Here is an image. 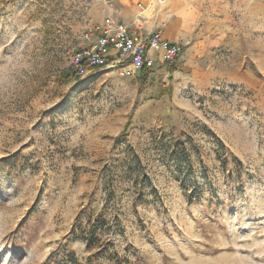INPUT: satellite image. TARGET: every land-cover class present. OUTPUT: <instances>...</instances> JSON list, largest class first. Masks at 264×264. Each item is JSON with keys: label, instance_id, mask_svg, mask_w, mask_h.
Here are the masks:
<instances>
[{"label": "rangeland", "instance_id": "rangeland-1", "mask_svg": "<svg viewBox=\"0 0 264 264\" xmlns=\"http://www.w3.org/2000/svg\"><path fill=\"white\" fill-rule=\"evenodd\" d=\"M153 3L181 58L81 78L110 2L0 0V264H264V0Z\"/></svg>", "mask_w": 264, "mask_h": 264}, {"label": "built area", "instance_id": "built-area-1", "mask_svg": "<svg viewBox=\"0 0 264 264\" xmlns=\"http://www.w3.org/2000/svg\"><path fill=\"white\" fill-rule=\"evenodd\" d=\"M84 41L86 44L70 60L74 75L81 78L102 69L113 70L119 76H151L163 63L175 64L185 51L183 43L169 40L161 29L148 32L113 15L90 25Z\"/></svg>", "mask_w": 264, "mask_h": 264}, {"label": "crops", "instance_id": "crops-1", "mask_svg": "<svg viewBox=\"0 0 264 264\" xmlns=\"http://www.w3.org/2000/svg\"><path fill=\"white\" fill-rule=\"evenodd\" d=\"M138 1H141V0H119V1L112 2L111 4H101L102 13H99L98 15H100L103 18L108 15H113L115 18L125 22L126 24L132 27L139 26L143 30L148 31V32L153 31L155 29H161L163 31L164 36L168 38L169 40H171L169 36H166L165 31L162 28L148 29V28H145L141 23H138L137 19H134L132 21V15L134 13L137 14L139 21L142 22V20L144 19V16H149L153 11V7L151 5L149 7L148 6L145 7L143 6V4H138ZM150 7L152 9H150ZM138 8H139V12L137 13ZM171 41H176V40H171Z\"/></svg>", "mask_w": 264, "mask_h": 264}, {"label": "trees", "instance_id": "trees-1", "mask_svg": "<svg viewBox=\"0 0 264 264\" xmlns=\"http://www.w3.org/2000/svg\"><path fill=\"white\" fill-rule=\"evenodd\" d=\"M71 73H72V75H74L72 69H71ZM69 76H70V74L66 75V77H64L63 81H67L69 79ZM144 81H145V79H144Z\"/></svg>", "mask_w": 264, "mask_h": 264}, {"label": "bare ground", "instance_id": "bare-ground-1", "mask_svg": "<svg viewBox=\"0 0 264 264\" xmlns=\"http://www.w3.org/2000/svg\"><path fill=\"white\" fill-rule=\"evenodd\" d=\"M152 2H151V6H152V4H154L153 2H154V0H151ZM156 1H159V2H161V3H163V1L164 0H156ZM153 7V6H152ZM150 9H152L151 7H150ZM143 10V9H142ZM148 12V11H147Z\"/></svg>", "mask_w": 264, "mask_h": 264}]
</instances>
